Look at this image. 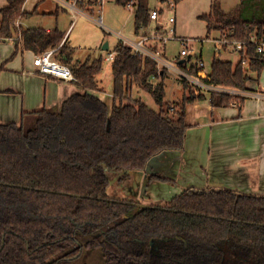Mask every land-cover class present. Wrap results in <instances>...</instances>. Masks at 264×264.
I'll return each mask as SVG.
<instances>
[{
    "label": "trees",
    "instance_id": "1",
    "mask_svg": "<svg viewBox=\"0 0 264 264\" xmlns=\"http://www.w3.org/2000/svg\"><path fill=\"white\" fill-rule=\"evenodd\" d=\"M168 1L161 0V16ZM26 2L10 0L0 10V42L15 41L13 56L20 47L35 55L59 48L66 36L60 29L18 26L36 12L25 11ZM116 2L132 3L135 33H145L152 21L149 0ZM199 20L208 38L219 32L247 42L240 53L247 65L216 56L203 82L244 92L257 85L264 53L249 41H264V0H243L229 12L213 0ZM114 51L111 105L93 94L102 90L104 57L74 62L66 39L56 58L71 68L81 92L59 110L29 113L21 124L0 123V264H72L86 249H100L105 264H264V195L185 191L147 208L109 196V170L142 172L153 157L184 148L190 105L210 100L220 108L246 100L220 91L197 95L183 80L182 100L165 108L167 69L125 43ZM177 65L198 77L193 57ZM134 89L159 109L135 99Z\"/></svg>",
    "mask_w": 264,
    "mask_h": 264
},
{
    "label": "crops",
    "instance_id": "2",
    "mask_svg": "<svg viewBox=\"0 0 264 264\" xmlns=\"http://www.w3.org/2000/svg\"><path fill=\"white\" fill-rule=\"evenodd\" d=\"M9 1L0 0V10L7 7ZM212 1H181L177 5L175 14L176 34L178 23L190 20V24H193L196 23L195 20L199 21L201 15L209 13ZM225 1L221 0L219 3L224 11L229 12L240 5L243 0H240V3L235 0L229 4L231 9L227 8ZM29 2L30 0H27L25 4V11L34 12L36 10L39 13L41 10L39 15L36 12V15L33 14L38 18L37 20L48 15L43 18L48 20L54 17L56 23L55 27L51 28L43 26L35 28L31 27L34 25L31 22L34 19L32 16V18L19 21V26L29 25V29H45L47 31L59 29L62 18L61 10L69 12L71 17L73 14L71 9L57 0H35L36 4L33 10L28 8ZM237 2L238 4H236ZM235 5L237 6L235 7ZM163 17L162 15L158 20L151 21L145 33L141 34L152 33L156 29L168 30L170 28L169 21L166 18L163 20ZM39 22L46 23V21L37 23ZM102 24L96 23L100 28H104ZM70 28L65 31L66 35ZM141 34L136 35L138 37ZM219 36V32H213L209 38L206 34L205 39L211 40ZM103 43V48L107 43L108 50H110V42L104 40ZM192 44L193 39L191 49ZM166 49L164 57H166ZM15 51V41L0 42V65H4V70L0 72L1 124H21L24 120L29 119L27 114L44 108L54 109L61 106L73 94L81 92V88L75 81H65L52 75L40 73L34 64L35 53L20 47L17 54L13 56ZM180 53L174 57L175 66L170 63V66H166L167 75L170 70L176 72V69H179L177 67L179 59L185 62L186 58L182 57ZM74 54L73 48V57ZM91 57L92 55L87 60ZM202 57L203 52L201 51L197 58L202 59ZM99 81L102 90L93 92V94L103 101H107L106 99L109 98L112 103L113 93H106L101 79ZM249 86V91H238L240 95L246 97V100L240 104L234 103L229 107L213 108L210 100H206L190 105L187 109V120L190 127L187 130L184 148L178 151L162 152L149 161L144 171L136 172L140 174L137 181L138 193H141V197L134 201L148 206L165 205L185 191L226 189L241 194L264 195V82H261L260 79L257 85ZM155 176L167 181L153 180L152 177Z\"/></svg>",
    "mask_w": 264,
    "mask_h": 264
},
{
    "label": "rangeland",
    "instance_id": "3",
    "mask_svg": "<svg viewBox=\"0 0 264 264\" xmlns=\"http://www.w3.org/2000/svg\"><path fill=\"white\" fill-rule=\"evenodd\" d=\"M202 1L207 2V0ZM218 2H221V0H218ZM233 2H235V0H226L225 3L227 4V8L231 9L229 4H232ZM238 2L240 3V0H238ZM238 2L236 4H238ZM35 4V0H30L28 8L33 10L35 8ZM161 6V0H149L150 9L160 8ZM236 6L237 5H235V7ZM163 7H165V12L162 19L164 20V18H166L168 21L171 13L166 6ZM40 12L41 10H39V13H36L39 15ZM44 16L48 17V15ZM44 16H42V18L39 20H37L38 18L34 17V19L31 20L32 24L34 25H31V27H55L56 23L54 17H51L47 20V18H43ZM61 16L62 18L60 20L59 29L65 33V31L71 27L66 35V39L69 38L68 44L72 49L74 48V62L78 60L81 63L85 62V60H87L90 55H92L90 61L93 60V58H98L100 56L105 57L110 52L114 51L115 46L120 41L130 43L127 41V39L132 41L137 39V35L135 33V9L122 7L116 2V0H106V3L103 7L96 9L93 15L94 19L88 18L81 14L78 15V13L72 14L71 17L69 12H62V10ZM100 17L103 18L102 26L104 28H100L96 25V23L99 25L97 21L100 19ZM36 21H46V23H37ZM195 21L196 23L193 24H190V20L182 21L181 24L178 23L177 26L178 36L190 37L193 39V47L191 49L192 53L190 54L193 57V61H196L197 57L200 56L202 51V60L205 63V70L209 73L211 71L214 57L216 56L222 60L232 61L235 64L239 61L240 56L237 52L223 50L219 52L220 49L217 48V45L213 39H205L207 34L206 24L201 20L198 21V19ZM28 26L29 25L25 26V28H29ZM104 40L106 42H110V50H103ZM166 48V57L163 56V58L168 65L170 63L175 66L173 61L174 57H176L181 52L183 47L178 41L173 40L168 42ZM59 50L60 47L55 54L56 56H58ZM99 79L102 81L105 92L109 94L113 93L112 62H104V68L101 75L99 76ZM185 79L188 80L190 84L194 85V83L190 82V80L186 78L183 73H177L170 70L168 75H166L164 79L167 93L165 99V108H167L169 105L178 104L182 100L184 95L183 80ZM261 82H264V70L261 74ZM133 97L135 99H142L153 109H159L150 95L138 89H134ZM106 100L109 105L112 104L109 98ZM60 108L61 106H58L54 109L59 110ZM107 173L111 182L108 188V194L110 197L131 200H138L141 197V193H138L139 186L137 179L140 177L139 173L133 171L125 172L113 170H109ZM72 264H105V260L100 249H86L78 259L73 261Z\"/></svg>",
    "mask_w": 264,
    "mask_h": 264
},
{
    "label": "built area",
    "instance_id": "4",
    "mask_svg": "<svg viewBox=\"0 0 264 264\" xmlns=\"http://www.w3.org/2000/svg\"><path fill=\"white\" fill-rule=\"evenodd\" d=\"M61 4H63L65 7L71 9L72 13H78V15H84L88 18L94 19V13L97 8H101L106 3V0H57ZM166 7L171 13V16L169 17V24L170 28L168 30H158L147 33V34H141L137 37L135 41L127 39L130 43L122 42L127 45H130L133 49V53L141 54L143 56H148L153 58L157 61L159 64V67H165L170 66L166 63L164 60V52L165 48L169 41L176 40L178 41L183 49L181 50V56L184 58L192 57L190 54L192 53L191 50V42L192 39L189 37H179L176 34L175 31V23H176V10H177V4L174 0H169L166 3ZM127 8L132 9L133 5L132 3L128 4ZM151 20L155 21L158 20L161 16L159 9L151 10ZM97 21V20H96ZM98 23H103V18L100 17V19L97 21ZM19 26V22L17 23ZM19 41H22V37L20 36L18 38ZM66 40V38H65ZM63 41V43L65 42ZM215 44L217 45L218 49H228L229 51L237 52L240 56V53L243 51L245 53V47L247 45V42H239L234 41L228 38H223L221 35L218 38L213 39ZM62 43V45H63ZM251 44H255L257 46V50L259 53H264V41L256 39L255 36L251 37V40L249 41ZM62 45L60 47H62ZM59 48L55 49H48L43 53H40L35 56L34 64L38 68V71L45 75H52L55 76L58 79H62L65 81H75V77L71 71V68L62 62H60L56 58V52ZM116 56V52L112 51L107 56L104 57V60L106 62H113ZM241 61L244 65H247V59L240 56ZM186 60V59H185ZM198 68V77L192 76L188 71L181 70L178 65L177 67L179 69H176V72L183 73L186 78L190 80V82L194 83V85L190 84L188 80H186L189 83V86L193 88L195 93L197 95L201 94L202 92L208 93L210 91H220V92H226L229 94H237L240 95L237 90L227 89V88H221V87H215L210 86L203 82V79H206L209 77V73L205 70V63L202 59L197 58L196 61H194ZM171 68V67H170ZM207 91V92H205ZM243 96V95H240ZM244 97V96H243ZM238 104V103H235Z\"/></svg>",
    "mask_w": 264,
    "mask_h": 264
},
{
    "label": "water",
    "instance_id": "5",
    "mask_svg": "<svg viewBox=\"0 0 264 264\" xmlns=\"http://www.w3.org/2000/svg\"><path fill=\"white\" fill-rule=\"evenodd\" d=\"M108 45H107V43H106V45H105V47L103 48V49H105V50H108V47H107ZM182 63L184 62V61H181ZM141 207H144V208H147V207H150V206H148V205H144V204H141L140 205ZM154 244V242H152V245Z\"/></svg>",
    "mask_w": 264,
    "mask_h": 264
},
{
    "label": "flooded vegetation",
    "instance_id": "6",
    "mask_svg": "<svg viewBox=\"0 0 264 264\" xmlns=\"http://www.w3.org/2000/svg\"><path fill=\"white\" fill-rule=\"evenodd\" d=\"M141 205V204H140Z\"/></svg>",
    "mask_w": 264,
    "mask_h": 264
}]
</instances>
